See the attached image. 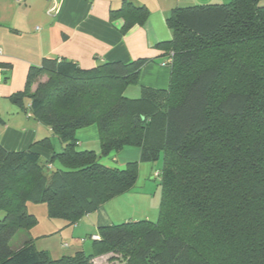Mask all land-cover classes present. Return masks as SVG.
<instances>
[{
	"label": "trees",
	"instance_id": "trees-1",
	"mask_svg": "<svg viewBox=\"0 0 264 264\" xmlns=\"http://www.w3.org/2000/svg\"><path fill=\"white\" fill-rule=\"evenodd\" d=\"M147 17L133 0L111 13L122 19V33ZM166 22L172 38L156 48L170 59L168 87H144L137 99L124 91L148 59L83 69L45 57L30 67L16 98L27 96L29 115L61 149L49 139L37 143L53 150L42 162L32 148L0 144V264H92L127 247L137 264H264V0L176 8ZM91 125L99 154L78 149L76 132ZM125 146L138 147L149 163L162 155L156 222L100 227L90 255L53 259L32 240L10 247L35 224L28 203L74 218L136 189L137 162L124 169L99 163ZM54 159L60 166L53 169Z\"/></svg>",
	"mask_w": 264,
	"mask_h": 264
},
{
	"label": "crops",
	"instance_id": "crops-1",
	"mask_svg": "<svg viewBox=\"0 0 264 264\" xmlns=\"http://www.w3.org/2000/svg\"><path fill=\"white\" fill-rule=\"evenodd\" d=\"M122 1L0 0V144L4 149L17 152L32 148L44 162L51 152L37 143L49 139L54 149H61L60 143L55 145L58 139L50 128L29 115L26 109L29 100L25 107L23 97L16 98L25 89L30 67H39L45 57L72 61L83 69L104 62L148 59L141 66L137 83L128 86L124 96L137 99L144 87L166 89L170 77L169 66L165 64L167 54L156 46L172 38L167 18L176 8L212 4L217 0H133L135 5L147 9L148 17L143 25L134 24L123 33L122 19H111L112 11H118ZM54 5L58 6L57 13L47 15V9ZM35 86L31 85V91ZM86 128L90 126L82 129ZM82 129L76 134L82 133ZM95 132L90 131V135ZM83 136L79 138L82 140ZM98 143L100 146L99 137ZM88 145L91 144L80 143L78 149L95 152ZM135 190L114 197L93 212L97 214L99 227L117 224L119 220L115 217L119 213L107 206L118 201L132 203L138 194ZM126 217L122 221H130ZM23 236L31 240L27 233Z\"/></svg>",
	"mask_w": 264,
	"mask_h": 264
},
{
	"label": "rangeland",
	"instance_id": "rangeland-1",
	"mask_svg": "<svg viewBox=\"0 0 264 264\" xmlns=\"http://www.w3.org/2000/svg\"><path fill=\"white\" fill-rule=\"evenodd\" d=\"M229 1L230 0H217L214 1V4H223L228 3ZM200 2L206 1L203 0ZM46 79L47 77L42 75L39 81H45ZM22 102L26 107L28 103L27 96H23ZM19 109L22 111V107ZM86 129L87 130L82 129V133L78 132V134L75 135L78 140V144H91L88 145L91 146L90 148H93L95 152H100L97 127L92 125L90 128ZM90 131L96 132L95 134L90 135ZM81 134L82 136L84 135L82 137L83 141L79 138V135ZM92 135L96 136V138L91 139ZM37 145L42 148L44 147L41 144ZM55 145H59L58 140ZM48 150H50V156L52 157L53 150ZM57 150L58 149H55V151ZM40 157L41 161L44 162L45 159L41 155ZM50 158L47 160H50ZM133 162H137L138 179L137 188L135 190L138 193L137 196L132 198V203L118 201L107 207H110L111 211L115 208V211L119 213L115 217L119 220L116 222L117 224L124 222L122 221L124 216H128L126 218H130V220L135 221L147 219L152 222H156L159 214L161 197L159 174L162 169V155L156 162L149 163L141 159V152L138 147L125 146L119 151L113 152L108 156L99 157V163L107 168L124 169L128 163ZM52 165L53 169L60 166L58 161L55 159ZM26 211L34 216L35 224L28 231L29 233L27 231L20 230L13 236L10 241V247L13 250L20 248V246L23 245V242L28 240L23 236L27 233L28 237H31L32 243L36 249L40 252L48 254L53 259L65 256H74L79 251L83 252L85 255L93 254L92 236H98V230L100 228L97 223L98 221H96L97 214H94L93 212L83 213L79 217H74L75 219L73 217L50 216L48 206L44 203H28L26 205ZM3 215V212L0 211V220L3 218ZM129 262L137 264L132 257L131 247L104 253L95 258L92 264H127Z\"/></svg>",
	"mask_w": 264,
	"mask_h": 264
},
{
	"label": "built area",
	"instance_id": "built-area-1",
	"mask_svg": "<svg viewBox=\"0 0 264 264\" xmlns=\"http://www.w3.org/2000/svg\"><path fill=\"white\" fill-rule=\"evenodd\" d=\"M58 11V6H52L50 8L47 9L46 13L47 15H53V14H56ZM166 65L170 64V59H168L166 62H165ZM92 239L93 240H97L98 239V236H92Z\"/></svg>",
	"mask_w": 264,
	"mask_h": 264
}]
</instances>
